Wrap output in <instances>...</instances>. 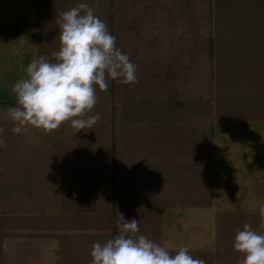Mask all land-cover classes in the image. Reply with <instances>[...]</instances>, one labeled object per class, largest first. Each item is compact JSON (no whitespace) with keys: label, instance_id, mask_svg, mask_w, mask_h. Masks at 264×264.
Listing matches in <instances>:
<instances>
[{"label":"crops","instance_id":"crops-1","mask_svg":"<svg viewBox=\"0 0 264 264\" xmlns=\"http://www.w3.org/2000/svg\"><path fill=\"white\" fill-rule=\"evenodd\" d=\"M131 1L141 4L142 13L152 2ZM154 1L159 11H148L149 27L157 30L153 36L161 53L151 55L150 49L149 62L142 61L141 52L137 53L142 47L128 46L127 34L121 45V37H117L121 33L112 13L115 0L111 1L110 28L116 47L120 43V50L137 65L138 80L128 85L115 81L114 91H109L110 139L104 158L98 159L94 152L56 161L59 165L43 169L26 158H33V152L13 148V178H24L18 174L33 167L37 174L30 177L39 180L63 170L74 173L76 179H108L109 194L172 196L162 208L159 244L173 255L186 245L193 258L203 259L206 264H240V254L233 249L235 233L242 230L244 223L264 231L258 229L259 206L264 205V62H238L235 108L219 105L223 98L217 96L216 85L214 96L209 89L207 94L200 89L203 99L216 105L194 107L198 91L196 53L191 59L188 51L187 62H182L184 54L180 51H186L189 43L185 46L174 40L173 36L180 32L169 37L171 25L164 22V13L173 4L168 0ZM44 3L45 0H0V50L12 49L15 56L13 62H8L11 89L26 77L30 62L38 59L42 15L49 14ZM192 27L196 29L194 23ZM193 34L196 38L195 31ZM4 64L0 62L1 69ZM2 90L4 83L0 98L4 97ZM12 98L15 107L13 92ZM62 126L61 134L53 131L45 135L35 129L44 143L35 141L33 145L34 128L13 133L12 145L20 147L17 142H26L25 147L40 145L50 151L56 137L64 139ZM38 161L50 164L55 160L41 153Z\"/></svg>","mask_w":264,"mask_h":264},{"label":"rangeland","instance_id":"rangeland-1","mask_svg":"<svg viewBox=\"0 0 264 264\" xmlns=\"http://www.w3.org/2000/svg\"><path fill=\"white\" fill-rule=\"evenodd\" d=\"M112 0H45L46 15H42L40 34L42 39L38 46L39 56L51 57L59 48V14L79 3L89 6L99 4L95 13L105 21L110 34V5ZM146 0H137L142 3ZM173 8L164 13V22L174 40L187 46L182 62H187L196 53L198 75L196 74L198 91L194 107L216 105L214 101L204 100L207 90L214 96L213 86L216 85L217 96L223 100L222 107H236V90L238 62H264V0H168ZM130 0H115L113 6L116 23L124 45L127 34L129 45L142 47L140 59L149 62L151 55L158 51L155 43V26L149 27L148 11L159 9L156 1L149 3V8L140 11L141 4ZM138 6V7H137ZM143 10V9H142ZM132 19H130V17ZM196 25V29L192 24ZM139 31L137 32V30ZM193 31L196 32L194 38ZM115 36V34H112ZM118 43L117 48L120 47ZM195 50V51H194ZM12 49L0 50V62H5L3 72L0 68V87L4 83L5 90L0 98V139L6 147L0 146V264H91V245L94 242L104 243L118 234L117 216L123 213L125 219L139 221L140 232L159 244L160 221L162 208L171 202L172 196H140L132 194H109L108 179H92L78 177L74 173L56 170L54 175L45 179L30 177L37 174L33 167L26 169L22 179L13 178V148L33 152V166L48 169L51 165L69 158L78 159L83 154L96 153L98 159L104 158V150L109 151V91H114L115 81L106 92L99 91L94 112L100 119L94 131L81 130L75 133L70 122L62 124L63 140L56 137L49 150L37 145L25 147L26 142H17L13 147V122L7 116L12 108L11 70L8 62H13ZM156 60H160L156 58ZM210 68V69H209ZM209 70V73L207 71ZM110 83V81L108 82ZM216 101V100H215ZM218 102V101H217ZM182 103V101H178ZM118 120L120 118L118 117ZM61 127V128H62ZM103 128H106L105 130ZM60 133V128L54 131ZM35 141H41L34 132ZM61 134V133H60ZM44 143V142H43ZM50 143V142H49ZM86 146V148H81ZM47 151V152H46ZM49 156L54 163L38 161L39 154ZM108 156V155H106ZM19 158V157H17ZM23 158V157H21ZM16 159V158H15ZM87 159V158H86ZM83 160V159H81ZM77 165V162H76ZM54 169V167H53ZM54 172V171H52ZM103 190V193H102Z\"/></svg>","mask_w":264,"mask_h":264},{"label":"clouds","instance_id":"clouds-1","mask_svg":"<svg viewBox=\"0 0 264 264\" xmlns=\"http://www.w3.org/2000/svg\"><path fill=\"white\" fill-rule=\"evenodd\" d=\"M98 8V3H79L59 14L58 50L51 57L33 59L26 77L12 86L16 106L7 116L14 134L34 128L47 135L68 122L75 133L90 130L100 119L99 113L88 115L97 103V90L106 92L109 80L121 85L137 82V65L116 47V37L95 14ZM0 146H7L2 139ZM259 218L258 229L264 230V205L259 206ZM116 223L117 235L91 245V264H206L193 258L186 245L173 255L167 247L137 235L135 218L125 219L118 212ZM233 249L240 254V264H264V231L244 223L235 233Z\"/></svg>","mask_w":264,"mask_h":264}]
</instances>
